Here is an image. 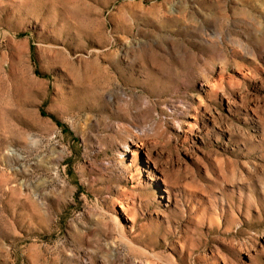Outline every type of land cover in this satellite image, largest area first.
I'll list each match as a JSON object with an SVG mask.
<instances>
[{
	"label": "rangeland",
	"instance_id": "rangeland-1",
	"mask_svg": "<svg viewBox=\"0 0 264 264\" xmlns=\"http://www.w3.org/2000/svg\"><path fill=\"white\" fill-rule=\"evenodd\" d=\"M0 264H264V0H0Z\"/></svg>",
	"mask_w": 264,
	"mask_h": 264
},
{
	"label": "bare ground",
	"instance_id": "bare-ground-1",
	"mask_svg": "<svg viewBox=\"0 0 264 264\" xmlns=\"http://www.w3.org/2000/svg\"><path fill=\"white\" fill-rule=\"evenodd\" d=\"M156 179H158V178H156Z\"/></svg>",
	"mask_w": 264,
	"mask_h": 264
}]
</instances>
